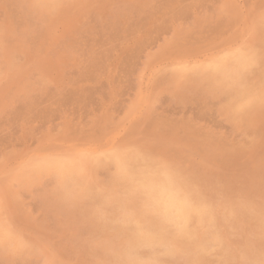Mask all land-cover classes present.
<instances>
[{
    "label": "rangeland",
    "instance_id": "obj_1",
    "mask_svg": "<svg viewBox=\"0 0 264 264\" xmlns=\"http://www.w3.org/2000/svg\"><path fill=\"white\" fill-rule=\"evenodd\" d=\"M32 1L0 0V264H264V0ZM223 57L226 71L206 66ZM115 152L142 159L145 174L167 170L208 213L188 232L162 221L143 187L118 172ZM57 159L76 171H60ZM158 229L163 247L140 240Z\"/></svg>",
    "mask_w": 264,
    "mask_h": 264
},
{
    "label": "bare ground",
    "instance_id": "obj_2",
    "mask_svg": "<svg viewBox=\"0 0 264 264\" xmlns=\"http://www.w3.org/2000/svg\"><path fill=\"white\" fill-rule=\"evenodd\" d=\"M24 1H26V0H23V2ZM32 1V0H31ZM51 1V0H50ZM58 1V0H57ZM63 1V0H62ZM75 1V0H74ZM80 1V0H79ZM87 1V0H86ZM108 1V0H107ZM235 1V0H234ZM237 1V0H236ZM241 1V0H240ZM21 2V1H20ZM33 2V1H32ZM31 2V3H32ZM37 2V1H36ZM40 2V1H39ZM42 2V1H41ZM46 3H47V0L45 1ZM81 2V1H80ZM83 2V1H82ZM88 2V1H87ZM102 3L104 2V0H102L101 1ZM113 2V1H112ZM134 2H135V0H134ZM138 2V1H137ZM232 2V1H231ZM19 3V2H18ZM34 3V2H33ZM51 3V2H50ZM60 3V2H59ZM77 3V2H76ZM85 3V2H84ZM94 3V2H93ZM101 3V4H102ZM25 4V3H24ZM37 4V3H36ZM44 4V3H43ZM43 4H39L38 6H41V5H43ZM60 4H62V3H60ZM74 4V3H73ZM73 4H69L68 6H70V5H72V6H74ZM82 4V3H81ZM80 4V5H81ZM88 4H90V6H91V3H90V1L88 2ZM95 4V3H94ZM97 4V3H96ZM92 5V6H97V5ZM135 4H137V3H135ZM135 4H133V5H135ZM139 4V3H138ZM47 6H45L46 7V9H50V8H47L48 7V4H46ZM52 6H53V4H51ZM76 5V4H75ZM86 5H87V3H86ZM86 5H84V7H83V5H82V7H83V10H85L84 8H86L85 6ZM113 5V4H112ZM128 5H130V4H128ZM236 5V4H235ZM52 6H50V7H52ZM55 6V5H54ZM53 6V7H54ZM58 6V5H57ZM65 6H67L66 4H65ZM89 6V5H88ZM102 6V5H101ZM104 6V5H103ZM102 6V7H103ZM111 6V5H110ZM109 6V7H110ZM238 6V5H237ZM237 6H235V7H237ZM28 7V6H27ZM31 7V6H30ZM33 7V6H32ZM42 7L43 6H41V9H42ZM78 6H76L75 8H77ZM123 7V6H122ZM130 7V6H129ZM128 7V8H129ZM133 7V6H132ZM131 7V8H132ZM35 8H37L36 7V5H35ZM34 8V9H35ZM58 8V7H57ZM56 8V9H57ZM64 8V7H63ZM98 8V7H97ZM38 9H39V7H38ZM52 9V8H51ZM50 9V10H51ZM54 9H55V7H54ZM55 9V11H60V9L59 10H56ZM73 9V8H72ZM80 9V8H79ZM82 9V8H81ZM80 9V10H81ZM88 9H90V8H88ZM101 9H103V8H101ZM101 9H98V10H100L101 11ZM106 9H107V7H106ZM111 9V8H110ZM113 9V8H112ZM126 9V8H125ZM230 9H231V7H230ZM36 10V9H35ZM40 10V9H39ZM49 10V11H50ZM124 10V9H123ZM128 10V9H127ZM232 11H233V9H231ZM38 11V10H37ZM36 11V12H37ZM52 11V10H51ZM50 11V12H51ZM54 11V10H53ZM61 11H62V9H61ZM64 11V10H63ZM117 11H119V10H117ZM125 11V10H124ZM33 12V11H32ZM41 12V11H40ZM50 12H49V14H50ZM65 12V11H64ZM68 12V11H67ZM76 12V11H75ZM102 12V11H101ZM111 12H113V11H111ZM240 12V11H239ZM31 13V12H30ZM52 13V12H51ZM58 13V12H57ZM61 13V12H60ZM59 13V14H60ZM86 13V12H85ZM88 13V12H87ZM123 13V12H122ZM38 14H40V13H38ZM45 14V13H44ZM46 14H48L47 12H46ZM53 14L56 16V14L53 12ZM62 14V13H61ZM60 14V15H61ZM68 14V13H67ZM66 12H65V17H66ZM75 14V13H74ZM107 14V13H106ZM113 14V13H112ZM69 16V18L71 17V16H74V15H72L71 14V16H70V14H68ZM85 15V14H84ZM118 15V14H117ZM234 15H236V14H234ZM252 15V14H251ZM62 16V15H61ZM75 16H77V14H75ZM105 16V15H104ZM238 16H239V14H238ZM250 16V15H249ZM254 16V15H253ZM252 16V17H253ZM258 16V15H257ZM43 17H44V15H43ZM46 17V16H45ZM47 17H48V15H47ZM57 17V16H56ZM255 17V16H254ZM52 18H54L53 16H52ZM62 18H64V16L62 17ZM67 18V17H66ZM66 18H64V20L66 19ZM96 18H97V13H96ZM107 18V17H106ZM49 19V18H48ZM80 19V18H79ZM243 19H244V17L242 18V21H243ZM259 19V18H258ZM261 19V18H260ZM52 20V19H51ZM54 20V19H53ZM55 20H59V17L57 18V19H55ZM53 21L54 23L56 22L57 23V21ZM61 20V19H60ZM63 20V19H62ZM251 20V19H250ZM254 20V19H253ZM65 21H67V20H65ZM74 21H78V20H74ZM257 21V20H256ZM50 22V21H49ZM160 22V21H159ZM60 23H62V21L60 22ZM66 23V22H65ZM68 23V22H67ZM70 23V22H69ZM71 23H73V22H71ZM53 24V23H52ZM62 24H64V23H62ZM75 24V23H74ZM255 24V23H254ZM242 25H244V23H242ZM251 25V24H250ZM56 26L58 27V25L56 24ZM60 26V25H59ZM252 26V25H251ZM256 26H257V24H256ZM74 27V26H73ZM76 27V26H75ZM255 27V26H254ZM124 28V27H123ZM241 28H243V27H241ZM251 28V27H250ZM25 29V28H24ZM46 29H48V27L46 28ZM51 29V28H50ZM56 29V28H55ZM70 29V31H72L71 30V28H69ZM138 29V28H137ZM140 29V28H139ZM254 29V28H253ZM133 30H134V28H133ZM249 30V29H248ZM75 31V30H74ZM130 31H131V29H130ZM138 31V30H137ZM45 32V31H44ZM51 32V31H50ZM68 32H69V30H68ZM241 32V31H240ZM239 32V33H240ZM247 32V31H246ZM245 32V33H246ZM249 32V31H248ZM253 32V31H252ZM60 33V32H59ZM62 33H64V32H62L61 31V34ZM132 33V32H131ZM254 33V32H253ZM46 34V33H45ZM238 34V33H237ZM241 34V33H240ZM50 35H51V33H50ZM60 35V34H59ZM243 35V34H242ZM252 35V34H251ZM54 36V35H53ZM246 36V35H245ZM249 36V35H248ZM59 37V36H58ZM243 36H241V38H242ZM249 38H250V36H249ZM12 39V38H11ZM36 39V38H35ZM126 39V38H125ZM125 39H123V41L125 40ZM235 39V38H234ZM33 40V39H32ZM242 40V39H241ZM248 40V39H247ZM250 40H252L251 42H253V39H250ZM259 41L261 40L260 38L258 39ZM233 41V40H232ZM255 41V40H254ZM257 41V40H256ZM255 41V42H256ZM16 43H17V41H15ZM128 42V41H127ZM239 42V41H238ZM36 43V42H35ZM40 43V42H39ZM44 43V42H43ZM115 43H117L116 41H115ZM114 43V44H115ZM230 43V42H229ZM229 43H228V45H229ZM12 44V43H11ZM139 44V43H138ZM255 44V43H254ZM253 44V45H254ZM256 44H261V45H259V46H262L263 44L262 43H260V42H258V43H256ZM25 45H26V43H25ZM38 45H40V44H38ZM223 45V44H222ZM222 45H220V46H222ZM226 45V44H225ZM233 45V44H232ZM252 45V44H251ZM250 45V46H251ZM7 46V45H6ZM21 46V45H20ZM30 46V45H29ZM114 46V45H113ZM116 46V45H115ZM119 46V45H118ZM138 46H141V45H138ZM234 46V45H233ZM249 46V45H248ZM258 46V47H259ZM7 47H9V46H7ZM110 47H112V46H110ZM117 47V46H116ZM216 47H217V45H216ZM219 47V46H218ZM222 47H224V46H222ZM228 47V46H227ZM226 47V48H227ZM4 48H5V46H4ZM31 48V47H30ZM255 48V47H254ZM6 49V48H5ZM8 49V48H7ZM112 49H114V48H112ZM219 49H220V47H219ZM218 49V50H219ZM223 49V48H222ZM225 49V48H224ZM233 49V48H232ZM10 50H11V48H10ZM110 50V49H109ZM139 50H141V49H139ZM215 50H217V49H215ZM229 50H231V49H229ZM228 50V51H229ZM262 50V49H261ZM17 51H19V50H17ZM21 51V50H20ZM111 51V50H110ZM113 51V50H112ZM228 51H226L227 53H228ZM258 51H260L259 49H258ZM262 51H264V50H262ZM114 52V51H113ZM112 52V53H113ZM185 52V51H184ZM183 52V55L185 56L186 54ZM240 52V51H239ZM17 53V52H16ZM29 53H30V50H29ZM37 53V52H36ZM235 53V52H234ZM233 53V54H234ZM247 53V52H246ZM256 53V52H255ZM15 54V53H14ZM28 54V53H27ZM115 54V53H114ZM188 54V53H187ZM190 54V53H189ZM196 54H198V53H196ZM244 54V53H243ZM242 54V55H243ZM248 54V53H247ZM250 54V53H249ZM251 55H253V53L251 54ZM263 55V54H262ZM35 56V55H34ZM117 56V55H116ZM188 56V55H187ZM196 56V55H195ZM200 56V55H199ZM211 56H213V55H211ZM210 56V57H211ZM219 56V55H218ZM225 56V55H224ZM232 56V55H231ZM215 57V56H214ZM217 57V56H216ZM254 57V56H253ZM182 58V57H181ZM209 58V57H208ZM252 58V57H251ZM261 58V57H260ZM31 59V58H30ZM186 59V58H185ZM195 59V58H194ZM210 59V58H209ZM59 60V59H58ZM186 60H188V59H186ZM179 61V60H178ZM178 61H174V62H178ZM190 61V60H189ZM191 61H193V60H191ZM196 61V60H195ZM204 61H206V60H204ZM209 61V60H208ZM245 61H246V59H241V61H240V63L239 64H241V67L240 68H244V65L245 64H247V63H245ZM259 61H263V60H259ZM4 62V61H3ZM31 62V61H30ZM15 63V62H14ZM188 63V62H187ZM189 63H191V62H189ZM196 63V62H195ZM226 63V58H217V59H214V60H212L211 62H209L206 66L208 67V68H211L212 70H215V71H218V72H224V71H226V68H227V65L225 64ZM200 64V63H199ZM253 64V63H252ZM257 64H259V63H257ZM6 65H8V64H6ZM6 65H4V66H6ZM169 65V64H168ZM174 65V64H173ZM262 65H264V62H263V64ZM184 67V66H183ZM262 67V66H261ZM201 68V67H200ZM205 68V67H204ZM186 69V68H185ZM206 69V68H205ZM204 69V70H205ZM251 69V68H250ZM256 69H257V67H256ZM1 70H2V68H1ZM189 70V69H188ZM5 71V70H4ZM13 71V70H12ZM202 71V70H201ZM260 71V70H259ZM243 72V71H242ZM3 73V72H2ZM256 73H258V72H256ZM191 74V73H190ZM254 76H256L255 74H253ZM4 76V75H3ZM149 76V75H148ZM264 76V75H263ZM252 77V76H251ZM149 78V77H148ZM194 78V77H193ZM256 79V78H255ZM264 80V79H263ZM250 81V80H249ZM195 82V81H194ZM247 82V81H246ZM205 83V82H204ZM207 83V82H206ZM263 84V83H262ZM254 85V84H253ZM264 85V84H263ZM236 86H237V84H236ZM243 86V85H242ZM251 86H252V84H251ZM260 86V85H259ZM263 87V86H262ZM254 88V87H253ZM252 88V89H253ZM234 89H236V88H234ZM246 89V88H245ZM247 90V89H246ZM254 90V89H253ZM255 91V90H254ZM260 91H261V89H260ZM238 92V91H237ZM243 92H244V89H243ZM247 92H249V91H247ZM246 92V93H247ZM257 92H259V91H257ZM230 93V92H229ZM242 93V92H241ZM249 93H251V94H253L252 92H249ZM258 94H260V93H258ZM241 95V94H240ZM248 94H246V96H247ZM250 95V94H249ZM254 95V94H253ZM263 95V94H262ZM261 95V96H262ZM238 96V95H237ZM255 96V95H254ZM257 96V95H256ZM260 96V97H261ZM235 97V96H234ZM233 97V98H234ZM263 97H264V95H263ZM232 98V99H233ZM242 98H244V97H242ZM253 98V97H252ZM258 98V97H257ZM141 99V98H140ZM139 99V100H140ZM241 99V98H240ZM256 99V98H255ZM254 99V100H255ZM260 99H262V98H259V100ZM235 100V99H234ZM242 100V99H241ZM258 100V101H259ZM257 101V102H258ZM261 101V100H260ZM260 101H259V103H260ZM139 102H141V101H139ZM233 102V101H232ZM256 102V103H257ZM263 102V101H262ZM142 103V102H141ZM235 103V102H234ZM255 103V104H256ZM236 104V103H235ZM247 105V104H246ZM245 105V106H246ZM255 106V105H254ZM255 107H257V106H255ZM262 107V106H261ZM241 108V107H240ZM139 109H140V106H139ZM143 109V108H142ZM141 109V112L139 113V114H141V113H143V114H145V115H147V109L146 110H142ZM252 109V108H251ZM251 109H249V110H251ZM259 109V108H258ZM262 109V108H261ZM232 110V109H231ZM247 110V109H246ZM263 110V109H262ZM138 111H140V110H138ZM143 111H146L145 113L143 112ZM227 111V110H226ZM225 111V112H226ZM254 111V110H253ZM252 111V112H253ZM256 111V110H255ZM258 112H259V110H257ZM228 112V111H227ZM232 112V111H231ZM247 112V111H246ZM262 111H260L259 113H261ZM251 113V112H250ZM249 113V114H250ZM235 114V113H234ZM264 113H262L261 114V116L263 115ZM145 115H143V117H145ZM238 115V114H237ZM248 115V114H247ZM251 115V114H250ZM249 115V116H250ZM256 115H258V114H256ZM142 116V115H141ZM141 116H140V118H141ZM253 117L255 116L254 115V112H253V115H252ZM247 117V116H246ZM256 117V116H255ZM255 117H254V119H255ZM139 118V117H138ZM139 118V119H140ZM251 118V117H250ZM249 118V120H251ZM259 118V117H258ZM142 119V118H141ZM248 119V118H247ZM247 119H245L244 118V120H247ZM257 119V118H256ZM234 120V119H233ZM243 120V119H242ZM238 121V120H237ZM112 142H113V140L111 141V139H110V143L112 144ZM93 143V142H92ZM96 143V142H95ZM94 143V144H95ZM109 143V144H110ZM66 144H70V143H66ZM72 144V143H71ZM70 144V145H71ZM74 144V143H73ZM78 144H79V142L77 143V146H78ZM87 144V143H86ZM110 144V145H111ZM123 145L125 144V143H122ZM128 144V143H127ZM132 144V143H131ZM81 145V144H80ZM85 145V144H84ZM89 145V144H88ZM88 145H87V147L86 148H88ZM98 145V144H97ZM116 145H118V144H116ZM116 145H114V146H116ZM62 146V145H61ZM72 146V145H71ZM75 146V145H74ZM74 146H73V148H74ZM89 146H91V145H89ZM105 146V145H104ZM133 146V145H132ZM131 146V147H132ZM135 146V145H134ZM139 146V145H138ZM138 146L137 147H135V148H138ZM63 147V146H62ZM67 148H65V147H63L61 150H64L65 151V149L67 150L68 149V145L66 146ZM82 147V146H81ZM84 147V148H85ZM98 147V146H97ZM96 147V148H97ZM125 147H127V146H125ZM124 147V148H125ZM139 147H141V146H139ZM52 148H55V150H56V146H54V147H52ZM52 148H50V149H52ZM58 148H60V147H58ZM58 148H57V150L56 151H58ZM65 148V149H64ZM72 148V147H71ZM71 148L69 147V149H70V153L72 152V153H77V152H74V151H72L71 150ZM79 148V147H78ZM77 148V149H78ZM83 148V147H82ZM90 148V147H89ZM88 148V149H89ZM93 148H94V146H93ZM95 148V149H96ZM100 148V147H99ZM103 148V147H102ZM106 148V147H105ZM111 148V147H110ZM123 148V149H124ZM134 148V149H135ZM95 149H93V150H95ZM108 149V148H107ZM114 149V148H113ZM120 149V148H119ZM126 149H128V147L126 148ZM130 149H132V148H130ZM142 149H145V147H142ZM55 150H52V151H55ZM81 150V149H80ZM92 150V149H91ZM103 151L105 150V149H102ZM109 150V149H108ZM115 150V149H114ZM141 150V149H140ZM154 150V149H153ZM50 151V150H49ZM48 151V152H49ZM79 151V150H78ZM121 152H122V150H120ZM127 151V150H126ZM135 151H136V149H135ZM145 151H146V149H145ZM59 152H60V149H59ZM63 152V151H62ZM62 152L60 153V154H62ZM68 152V154H67V151H66V154L67 155H69V157H70V153ZM82 152V151H81ZM88 152V151H87ZM92 152V151H91ZM91 152H89V153H91ZM95 152V151H94ZM147 152H150L149 150H147ZM152 152V151H151ZM150 152V154H152ZM46 153V152H45ZM54 153V152H53ZM63 153H65V152H63ZM84 153H86V152H84ZM143 153V152H142ZM155 154H156V152H154ZM59 154V153H58ZM74 154H71V155H74ZM79 154L80 153H77V155H78V157H79ZM110 154V153H109ZM162 154H163V152H162ZM40 155H42V153L40 154ZM48 155H49V153H48ZM54 155V154H53ZM63 155H65V154H63ZM81 155H84V154H81ZM86 155V154H85ZM38 156V155H37ZM46 156V155H45ZM52 156V155H51ZM60 156V155H59ZM62 156V155H61ZM76 156V155H75ZM75 156H73V157H75ZM36 157V156H35ZM77 157V156H76ZM77 157V158H78ZM91 157V156H90ZM90 157H88L87 156V158H90ZM144 157V156H143ZM168 157H170V156H168ZM31 158H33V157H31ZM38 158V157H37ZM63 158H64V156H63ZM77 158H75V161H76V159ZM83 158V160H84V158H86V157H82ZM81 157H79V164L81 163L80 162V159H82ZM92 159H93V157H91ZM112 160H113V163H114V165L116 166V169L118 170V172H120L122 175H124L125 177H126V179L127 178H131L132 179V181H133V185H134V187H133V189L134 188H140L141 190H142V187H143V190H144V196H145V198L149 201V203L154 207L153 209H155L157 212H156V214H159V216H160V218H161V220L162 221H164V222H167V223H169L173 228H175V229H177V230H180V231H183V232H188L189 230V222H190V219L193 217V216H198V215H202L201 213L202 212H204L203 211V209L198 205V204H194V203H192L191 202V200H190V198L187 196V193H186V191L184 190V188L182 187V185L179 183V182H177L172 176H171V174H169L168 173V171L167 170H164V169H159L158 171V173H156V174H151V175H149V174H145L144 173V171H143V169H142V167L140 166V163H142V159H139L138 157H136V155H133V154H127V153H120V152H115L113 155H112ZM161 158V157H160ZM172 159H173V157H171ZM92 159H90L91 160V166H93L94 164H92ZM163 159V158H162ZM168 159V158H167ZM170 159V158H169ZM176 159V158H175ZM89 160V161H90ZM103 160V159H102ZM32 161V160H31ZM50 161V160H49ZM52 161V160H51ZM70 161H71V159H70ZM70 161H68V160H62V159H57V160H54L53 162H52V165H56V166H58L59 167V169H60V171H65V170H67V171H72V172H74V171H76V168L77 167H75L74 166V164L72 163L74 160H72V162H70ZM74 161V162H75ZM77 161H78V159H77ZM88 161V162H89ZM94 161H96V160H93V162ZM110 161V160H109ZM27 162L28 161H26V164H27ZM97 162V161H96ZM170 162H173V161H170ZM180 163H181V161H179ZM22 163V162H21ZM76 163V162H75ZM83 163H86V160L83 162ZM111 163V162H110ZM178 163V162H177ZM24 165H25V163H23ZM82 164V163H81ZM87 164V163H86ZM102 164V163H101ZM137 164V165H136ZM24 165L22 166V164L20 165V166H22V167H24ZM100 165V164H99ZM107 165H108V163H107ZM112 165V164H111ZM142 165H144V164H142ZM26 166V165H25ZM32 166H37V165H32ZM40 166V165H39ZM95 166H96V164H95ZM98 166V165H97ZM182 166V165H181ZM16 167V166H15ZM15 167H13V168H11V169H14ZM29 167V166H28ZM38 167V166H37ZM36 167V168H37ZM86 167H88V166H86ZM85 167V168H86ZM184 167V166H183ZM20 169H23V168H21V167H19ZM30 168V167H29ZM57 168V167H56ZM91 168V167H90ZM90 168L88 169V171H90ZM102 168V167H101ZM106 168V167H105ZM108 168V167H107ZM147 168V167H146ZM93 169H94V167H93ZM92 169V170H93ZM103 169H104V167H103ZM110 169V168H109ZM185 169V168H184ZM18 171H19V169H17ZM95 170V169H94ZM105 170V169H104ZM14 171H16L15 169H14ZM13 171V172H14ZM22 171V170H21ZM17 172V171H16ZM16 172H14V173H16ZM24 172V171H23ZM30 172H32V171H30ZM29 172V174H32V173H30ZM81 172H82V170H81ZM81 172H80V174H81ZM87 171H84V173H86ZM93 173H94V171H92ZM19 173V172H18ZM25 173V172H24ZM38 173V172H37ZM40 173V172H39ZM46 173V172H45ZM83 173V172H82ZM109 173H111V172H109ZM113 173V172H112ZM112 173H111V175H112ZM20 174V173H19ZM194 174V173H193ZM21 175H23L22 173H21ZM19 176L20 178L22 177V176ZM33 175H35V174H33ZM46 175V174H45ZM52 175V174H51ZM86 175H88L89 176V172L88 173H86ZM206 175V174H205ZM204 175V176H205ZM18 176V175H17ZM83 176H85V175H83ZM87 176V179L89 178V177H91L92 178V174L88 177ZM98 176V175H97ZM32 177V176H31ZM86 177V176H85ZM10 178V177H9ZM27 178V177H26ZM33 178V177H32ZM41 178V177H40ZM91 178H90V180H91ZM94 178V177H93ZM109 178V177H108ZM107 178V179H108ZM195 178V177H194ZM28 179V178H27ZM112 179V178H111ZM116 179V178H115ZM24 180V179H23ZM30 180V179H29ZM35 180V179H34ZM88 182H89V180H87ZM92 181V180H91ZM108 182V181H107ZM112 182V181H111ZM115 183V182H114ZM93 183H91V185H92ZM94 184H95V181H94ZM86 185V184H85ZM100 185V184H99ZM114 185H117L116 183L114 184ZM214 185V184H213ZM112 187V186H111ZM128 187V186H127ZM221 187V186H220ZM225 188H226V186H224ZM224 187H222V188H224ZM62 188V187H61ZM106 188V187H105ZM113 188H114V186H113ZM219 188V187H218ZM56 189V188H55ZM64 189V188H63ZM95 188H93V190H94ZM108 189H110V188H108ZM217 189V188H216ZM227 189V188H226ZM104 190V189H103ZM117 190V189H116ZM214 190V189H213ZM222 189H220V191H221ZM64 191H66V190H64ZM105 191V190H104ZM138 191V190H137ZM215 191V190H214ZM136 192V191H135ZM218 192H219V190H218ZM226 192H228V190L226 191ZM229 192H231V190L229 191ZM233 192V191H232ZM236 192V191H235ZM126 193V192H125ZM138 193H139V191H138ZM220 193H222V191L220 192ZM219 193V194H220ZM97 194H98V192H97ZM100 194V193H99ZM132 194V193H131ZM218 194V195H219ZM233 194H235L234 192H233ZM55 195V194H54ZM114 195V194H113ZM123 195V194H122ZM222 195V194H221ZM239 195V194H238ZM100 196H101V194H100ZM103 196V195H102ZM231 196H233L232 195V193H231ZM242 196V195H241ZM244 196V195H243ZM248 196V195H247ZM259 196V195H258ZM71 197V196H70ZM108 197V196H107ZM221 197V196H220ZM220 197H219V199H220ZM227 197V196H226ZM239 197V196H238ZM109 198V197H108ZM111 198H114V197H111ZM122 198H125V194H124V197H122ZM140 198V197H139ZM138 198V199H139ZM234 198V197H233ZM244 198V197H243ZM253 198H255V197H253ZM118 199V198H117ZM134 199V198H133ZM136 199H137V197H136ZM135 199V200H136ZM137 199V200H138ZM145 199V200H146ZM222 199V198H221ZM226 199V198H225ZM230 199V198H229ZM231 199H232V197H231ZM239 199V198H238ZM238 199H236V201L238 200ZM241 199V198H240ZM251 199V198H250ZM256 199H257V197H256ZM260 199V198H259ZM264 199V198H263ZM115 200V199H114ZM127 200V199H126ZM129 200V199H128ZM131 200V199H130ZM135 200H134V202H135ZM146 200V201H147ZM215 200H216V198H215ZM235 200V199H234ZM233 200V201H234ZM253 200V199H252ZM251 200V201H252ZM258 200V199H257ZM73 201H74V199H73ZM78 201V200H77ZM125 201V200H124ZM142 201V200H141ZM144 201V200H143ZM220 202L222 201V200H219ZM247 201V200H246ZM249 201V200H248ZM247 201V202H248ZM75 202V201H74ZM78 202H80V201H78ZM130 202V201H129ZM133 202V201H132ZM134 202H133V204H134ZM145 202V201H144ZM143 202V203H144ZM223 202V201H222ZM221 202V203H222ZM77 203V202H76ZM76 203H74V204H76ZM119 203V202H118ZM122 203V202H121ZM127 203V202H126ZM218 203V202H217ZM80 204V203H79ZM82 204V203H81ZM110 204V203H109ZM112 204V203H111ZM214 204H216V203H214ZM218 204H220V203H218ZM223 204V203H222ZM224 204H226V203H224ZM223 204V206H225ZM258 204V203H257ZM70 205V204H69ZM120 205V204H119ZM236 205H239V203L237 204L236 203ZM252 205V204H251ZM242 206V209H244L243 208V205H241ZM241 206H240V208H241ZM257 206V205H256ZM256 206H255V208H256ZM260 206H261V204H260ZM260 206H257V207H260ZM69 207V206H68ZM80 207V206H79ZM118 207V206H117ZM117 207H115L114 206V208H117ZM126 207V206H125ZM235 207V206H234ZM250 207V206H249ZM252 207H254V206H252ZM261 207H263L264 208V206H261ZM108 208V207H107ZM138 208V207H137ZM214 208H216V207H214ZM227 208H229L228 207V204H227ZM227 208H225V209H227ZM230 208H231V206H230ZM239 208V207H238ZM233 209V208H232ZM250 209V208H249ZM257 209V208H256ZM256 209H254V210H256ZM262 209V208H261ZM107 210V209H106ZM114 210V209H113ZM117 209H115V211H116ZM128 210V209H127ZM146 210V209H145ZM215 210V209H214ZM229 210V209H228ZM251 210H253V209H251ZM133 211H134V209H133ZM151 211V210H150ZM216 211V210H215ZM215 211H214V213H215ZM238 211V210H237ZM245 211V210H244ZM247 211V210H246ZM141 212V211H140ZM146 212V211H145ZM223 212V211H222ZM249 212H250V210H249ZM253 212V211H252ZM255 212V211H254ZM258 212H260V211H258ZM258 212H257V214H258ZM261 212H264V210L262 209V211ZM113 213V212H112ZM153 213V212H152ZM204 213H208V212H204ZM224 213H225V211H224ZM256 213V212H255ZM254 213V214H255ZM145 214V213H144ZM150 214V213H149ZM222 214V213H221ZM256 214V215H257ZM135 215V214H134ZM134 215L132 214L131 215V217L133 216L134 217ZM147 215H148V212H147ZM219 215V214H218ZM228 215V214H227ZM255 215V216H256ZM261 215H263L262 213H261ZM120 216V215H119ZM145 216V215H144ZM143 216V217H144ZM244 217H245V215H243ZM132 217V218H133ZM137 217V216H136ZM219 217V216H218ZM217 217V218H218ZM237 217V216H236ZM253 217V216H252ZM263 217V216H262ZM127 218H128V215H127ZM145 218H147V217H145ZM153 218V217H152ZM201 218H202V216H201ZM264 218V217H263ZM126 219V218H125ZM134 219H135V217H134ZM150 219V218H149ZM205 219V218H204ZM207 219V218H206ZM247 219H250V218H247ZM128 220V219H127ZM195 220V219H194ZM193 220V221H194ZM239 220H240V218H239ZM132 221V220H131ZM134 221H136V220H134ZM140 221V220H139ZM146 222H148V220H145ZM214 221V220H213ZM235 221V220H234ZM238 221V220H237ZM242 221V220H241ZM243 221H244V219H243ZM253 221V220H252ZM251 221V222H252ZM262 221H264V220H262ZM1 222V221H0ZM227 222V221H226ZM229 222V221H228ZM239 222V221H238ZM253 222H255V221H253ZM257 222V221H256ZM255 222V223H256ZM2 223H3V220H2ZM5 223V222H4ZM9 223V222H8ZM151 223V222H150ZM156 223V222H155ZM217 224L219 223L218 221L216 222ZM245 223H246V221H245ZM250 223V222H249ZM6 224V223H5ZM130 224V223H129ZM137 224V223H136ZM215 224V223H214ZM221 225V224H220ZM230 225H232V224H230ZM246 225V224H245ZM156 226V225H155ZM214 226V225H213ZM237 226V225H236ZM246 226H248V225H246ZM9 227V226H8ZM11 227V226H10ZM135 227V226H134ZM196 227V226H195ZM218 227V226H217ZM230 227V226H229ZM255 227V226H254ZM1 228H3V227H1ZM7 228V227H6ZM12 228V227H11ZM249 228V227H248ZM261 228V227H260ZM149 229V228H148ZM199 229V228H198ZM201 229V228H200ZM230 229V228H229ZM235 229H237V228H235ZM252 229H253V226H252ZM263 229V228H262ZM262 229H261V231H262ZM1 230V229H0ZM7 230H9V229H7ZM231 230V229H230ZM238 230V229H237ZM250 230V229H249ZM203 231H205V230H203ZM217 231H219V230H217ZM216 231V232H217ZM226 231H227V229H226ZM234 231V230H233ZM256 231V230H255ZM258 231V230H257ZM2 232V231H1ZM5 232V231H4ZM15 232V231H14ZM138 232V231H137ZM136 232V233H137ZM171 232V231H170ZM191 232V231H190ZM202 232V231H201ZM223 232V231H222ZM225 232V231H224ZM229 232V231H228ZM264 232V231H263ZM3 233V232H2ZM16 234L18 233L17 231L15 232ZM20 233V232H19ZM218 233V232H217ZM221 233V232H220ZM235 233H236V231H235ZM245 233V232H244ZM252 233V232H251ZM4 234V233H3ZM6 234V233H5ZM4 234V235H5ZM191 234V233H190ZM203 234V233H202ZM201 234V235H202ZM225 234V233H224ZM228 234V233H227ZM230 234H232V233H230ZM242 234V233H241ZM248 234V233H247ZM259 234V233H258ZM264 234V233H263ZM11 235V234H10ZM18 235V234H17ZM229 235V234H228ZM253 235H254V233H253ZM261 235H262V233H261ZM13 236V235H12ZM21 236V234L19 235V237ZM197 236V235H196ZM199 236V235H198ZM227 236V235H226ZM230 236V235H229ZM229 236H228V238H229ZM242 236H244V234L242 235ZM247 236V235H246ZM254 236H256V238L258 237L257 235H254ZM4 237H6V235L4 236ZM3 237V238H4ZM14 238H15V235L13 236ZM17 237V236H16ZM209 237V236H208ZM219 237L221 238L222 237V235L220 234L219 235ZM240 237V236H239ZM8 238V237H7ZM22 238H24L23 236H22ZM21 238V239H22ZM118 238H120V237H118ZM123 238V237H122ZM121 238V239H122ZM178 238H180V237H178ZM182 238V237H181ZM190 238V237H189ZM203 238H204V235H203ZM216 238H218V236L216 237ZM220 238H219V241H220ZM231 238V237H230ZM233 238V237H232ZM235 238V237H234ZM237 238V237H236ZM246 238V237H245ZM6 239V238H5ZM20 239V240H21ZM137 239V238H136ZM174 239V238H173ZM187 239V238H186ZM199 239V238H198ZM223 239V238H222ZM221 239V240H222ZM247 239V238H246ZM253 239H254V237H253ZM16 240V239H15ZM15 240H13L14 242H15ZM116 240V239H115ZM140 240L142 241H144V242H146V243H148V244H150V245H154V246H161V247H163V245H164V242H163V237H162V235H161V233H160V229H158V230H156V232H145V233H142L141 235H140ZM176 240V239H175ZM197 240V239H196ZM196 240H195V244L197 243H199V242H196ZM216 240V239H215ZM251 240V239H250ZM258 240V239H257ZM2 241V240H1ZM19 241V240H18ZM26 241V240H25ZM117 241H118V239H117ZM137 241V240H136ZM172 241V240H171ZM203 241V240H202ZM208 241V240H207ZM217 241V240H216ZM223 241V240H222ZM221 241V242H222ZM238 241V240H237ZM237 241L235 240V242L237 243ZM259 241V240H258ZM258 241H257V243H258ZM261 241V240H260ZM259 241V242H260ZM13 242V243H14ZM17 242V241H16ZM111 242H113V241H111ZM116 242V241H115ZM114 242V243H115ZM124 242H127V241H124ZM128 242H130L129 240H128ZM135 242V241H134ZM134 242H132V243H134ZM161 242H162V244H161ZM180 243L182 242L181 241V239H180V241H179ZM188 242V241H187ZM186 242V243H187ZM220 242V243H221ZM248 242H250V241H248ZM253 242V241H252ZM28 243V242H27ZM208 243V242H207ZM226 243V242H225ZM224 243V244H225ZM239 243V242H238ZM9 244V243H8ZM16 244V243H15ZM19 244H20V242H19ZM22 244V243H21ZM24 244V243H23ZM26 244V243H25ZM131 244V243H130ZM136 244V243H135ZM172 244V243H171ZM182 244V243H181ZM194 244V245H195ZM196 244V245H197ZM202 245H203V243H201ZM210 244V243H209ZM226 244H229V243H226ZM225 244V245H226ZM248 244H250V243H248ZM254 243H252L251 245H253ZM256 244V243H255ZM1 245V244H0ZM13 245V244H12ZM112 245H113V243H112ZM111 245V246H112ZM185 245V244H184ZM189 245V244H188ZM231 245V244H230ZM238 245V244H237ZM244 245V244H243ZM264 244H262V246H263ZM118 246H121V245H118ZM135 246V245H134ZM175 246H176V243H175ZM189 246H193V242H192V245H189ZM198 246V245H197ZM201 246V245H200ZM216 246V245H215ZM222 246V245H221ZM229 246V245H228ZM232 246V245H231ZM230 246V247H231ZM241 245L239 244V247H240ZM254 246V245H253ZM7 247V246H6ZM26 247H29L28 245L26 246ZM172 247H174V246H172ZM184 247V246H183ZM183 247H181L182 249H185V247L183 248ZM195 247V246H194ZM220 247V246H219ZM229 247V248H230ZM233 247V246H232ZM256 247H260V246H257L256 245ZM4 248V247H3ZM7 248H9V247H7ZM6 248V249H7ZM154 248V247H153ZM175 248H177V247H175ZM174 248V249H175ZM225 248V246H223L221 249H224ZM226 248H228V247H226ZM224 249L225 251L227 250V249ZM255 248V247H254ZM254 248H252V249H254ZM18 249V248H17ZM16 249V250H17ZM23 249V248H22ZM26 249V248H25ZM118 249V248H117ZM121 249H123V248H121ZM189 249V248H188ZM220 249V250H221ZM242 249V248H241ZM245 249V248H244ZM256 249V248H255ZM259 249V248H258ZM186 250V249H185ZM193 250V249H192ZM198 250H201V248L200 249H198ZM198 250H197V252H198ZM234 250H236V249H234ZM248 250V249H247ZM250 250H251V248H250ZM249 250V251H250ZM257 250V249H256ZM260 250V249H259ZM262 250H263V248H262ZM189 250H187V252H188ZM241 251V250H240ZM246 251V250H245ZM253 251V250H252ZM258 251V250H257ZM9 252V251H8ZM21 252V251H20ZM120 252V251H119ZM147 252V251H146ZM178 252V251H177ZM224 252V251H223ZM222 252V253H223ZM229 252H230V249H229ZM255 252V251H254ZM253 252V253H254ZM261 252V251H260ZM116 253V252H115ZM121 253V252H120ZM179 253L181 254V252L179 251ZM189 253H190V251H189ZM199 253V252H198ZM227 253H228V251H227ZM234 253V252H233ZM232 253V254H233ZM235 253H236V251H235ZM234 253V254H235ZM263 253V252H262ZM261 253V254H262ZM134 254V253H133ZM231 254V255H232ZM238 254V253H237ZM244 254V253H243ZM250 254V253H249ZM259 254V253H258ZM122 255V254H121ZM138 255V254H137ZM185 255V254H184ZM191 255H192V253H191ZM230 255V256H231ZM245 255V254H244ZM199 256V255H198ZM215 256H216V254H215ZM218 256V255H217ZM221 256V255H220ZM236 255H234V257H235ZM238 256V255H237ZM247 257H248V255H246ZM253 256V255H252ZM255 256V255H254ZM253 256V257H254ZM258 256V255H257ZM124 257V256H123ZM122 257V258H123ZM140 257V256H139ZM183 257V256H182ZM232 257V256H231ZM259 257V256H258ZM180 258H181V256H180ZM227 257H225V259H226ZM252 258V257H251ZM256 258V257H255ZM262 258H264L263 256H262ZM112 259V258H111ZM143 260H144V258H142ZM158 259V258H157ZM176 259V258H175ZM228 259V258H227ZM241 259H243L242 257H241ZM240 259V260H241ZM254 259V258H253ZM127 260V259H126ZM147 260V259H146ZM199 260V259H198ZM230 260V259H229ZM232 260V259H231ZM250 260V259H249ZM255 260H257V259H255ZM262 260V259H261ZM163 261V260H162ZM186 261V260H185ZM236 261V260H235ZM235 261H234V263H235ZM238 261V260H237ZM242 261V260H241ZM254 261V260H253ZM252 261V262H253ZM100 262V261H99ZM201 262V261H200ZM227 262V261H226ZM229 262V261H228ZM233 262V261H232ZM264 262V261H263ZM122 263V262H121ZM148 263V262H147ZM221 263V262H220ZM238 263V262H237ZM236 263V264H237ZM242 263H244V262H242ZM136 264V263H135ZM139 264V263H138ZM202 264V263H201ZM208 264V263H207ZM215 264V263H214ZM217 264V263H216ZM225 264V263H224ZM250 264H252L251 262H250Z\"/></svg>",
    "mask_w": 264,
    "mask_h": 264
}]
</instances>
